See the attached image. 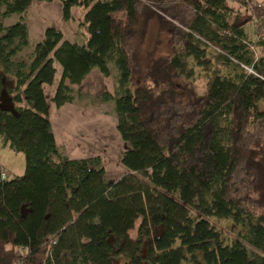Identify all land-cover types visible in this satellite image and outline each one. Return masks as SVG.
Masks as SVG:
<instances>
[{"label":"trees","instance_id":"1","mask_svg":"<svg viewBox=\"0 0 264 264\" xmlns=\"http://www.w3.org/2000/svg\"><path fill=\"white\" fill-rule=\"evenodd\" d=\"M33 1L56 0H0V16L22 15ZM61 1L64 20L74 6L86 8V44L48 27L30 57L17 59L29 45L27 23L0 24V97L12 75L17 104H0V137L26 156L23 174L2 178L0 167V264H264V3ZM243 9L257 17L255 41ZM152 22L169 52L132 88ZM111 62L116 91L103 100L115 101L130 144L128 171L112 182L101 155L59 150L44 91L59 63L53 100L61 107L74 100L67 81L79 85L94 68L110 76ZM196 67L207 77L204 94ZM213 216L242 226L241 238L227 242Z\"/></svg>","mask_w":264,"mask_h":264},{"label":"rangeland","instance_id":"2","mask_svg":"<svg viewBox=\"0 0 264 264\" xmlns=\"http://www.w3.org/2000/svg\"><path fill=\"white\" fill-rule=\"evenodd\" d=\"M258 3H264V0H253ZM231 5H237L236 0H230ZM63 3L61 0L53 2L34 1L27 12L24 14L25 22L29 29V45L22 51L23 58L27 57L29 52L34 50L35 45L40 42L45 35L48 27H54L63 33L64 39L86 44L89 36L88 27H86L85 37L83 38V25L85 8L74 6L72 8V18L63 19ZM84 11V13H83ZM244 11V9H243ZM20 14H13L5 19L0 16V24L6 26L12 25L21 19ZM244 27L248 37L255 41L258 37L256 22L257 17L252 18L250 13L244 11ZM242 20V21H243ZM155 22H152L148 32L146 44L140 53V61L144 73L131 80V87L144 83L145 72L153 60L159 55H166L169 52V43L167 34L161 35V43H157L158 33L155 31ZM29 51V52H27ZM57 72L53 84H45L44 91L49 106V118L53 123L56 142L60 151L71 158H83L92 155H101L102 165L106 170L108 181H116L128 168L122 162V156L130 144L125 142L117 129V114L115 110V101L104 102L103 93L110 92L115 94L116 78L118 69L111 62V75L105 76L98 68H94L83 85L75 86L73 89L74 100L71 103L58 107L53 98L56 87L62 77L63 69L59 63H56ZM15 78L7 75L4 79L5 88L3 89V106L14 110L16 103L13 96L8 92L9 79ZM180 82V81H179ZM196 92L204 94L206 92L207 77L205 72L196 67V76L194 78ZM0 160L4 164L1 168L7 172L10 178L17 174H23L26 170V156L23 151H17L4 142L0 137ZM211 222L222 231L223 237L227 242L234 238H241L244 228L237 225L231 218L210 217ZM131 230V234L136 236L137 226ZM112 239V238H111ZM250 248L251 245L245 242ZM201 259L200 256H198ZM202 260V259H201ZM116 264H125L126 260L121 257L115 258ZM15 264H21L16 262ZM183 264H197L186 260Z\"/></svg>","mask_w":264,"mask_h":264},{"label":"crops","instance_id":"3","mask_svg":"<svg viewBox=\"0 0 264 264\" xmlns=\"http://www.w3.org/2000/svg\"><path fill=\"white\" fill-rule=\"evenodd\" d=\"M82 1V0H81ZM34 2V1H33ZM32 2V3H33ZM44 2V1H43ZM45 2H47V1H45ZM31 3V4H32ZM30 4V5H31ZM30 7V6H29ZM79 7H82V8H85L84 6H79ZM29 9V8H28ZM86 9V8H85ZM27 12V11H26ZM25 12V13H26ZM62 12H63V9H62ZM86 12V11H85ZM24 13V14H25ZM83 13H84V11H83ZM24 14H23V17H24ZM84 15H85V13H84ZM25 19V18H24ZM84 19V18H83ZM82 23H83V21H82ZM81 23V24H82ZM83 25V24H82ZM84 27H83V30H84V32H83V38L85 37V31H86V27L85 26H87V25H83ZM88 27V26H87ZM57 29V28H56ZM29 30V29H28ZM58 30V29H57ZM88 39H89V36H88ZM27 49V48H26ZM25 50V49H24ZM27 52H29V51H27ZM32 52L33 51H31V52H29V54H28V56L27 57H24V58H29L30 57V55L32 54ZM23 57V55H22V52L17 56V59H20V58H22ZM88 77V76H87ZM86 77V78H87ZM6 78H7V76H4V79L6 80ZM85 78V79H86ZM84 79V80H85ZM60 82V81H59ZM84 82V81H83ZM83 82L81 83V84H79V86H81V85H83ZM67 84H69L70 86H71V88H74L75 86H77L76 84H70L69 83V81H67ZM15 85H16V80H13V78H10L9 79V83H8V89H11V88H14L15 87ZM58 86V85H57ZM4 88H5V85H4ZM57 88V87H56ZM12 95V94H11ZM13 96V95H12ZM0 100H3L2 99V96L0 97ZM73 102V101H72ZM71 103V102H70ZM22 105H25V104H22ZM51 123H52V121H51ZM52 128H53V132H54V134H55V131H54V127H53V123H52ZM57 146H58V144H57ZM58 148H59V146H58ZM59 150H60V148H59ZM0 165L1 166H4V164L1 162V160H0ZM18 175V174H17ZM20 263V262H19Z\"/></svg>","mask_w":264,"mask_h":264},{"label":"built area","instance_id":"4","mask_svg":"<svg viewBox=\"0 0 264 264\" xmlns=\"http://www.w3.org/2000/svg\"><path fill=\"white\" fill-rule=\"evenodd\" d=\"M259 32L261 33V35H264V26H261L259 29ZM8 174L6 171H2L1 172V177L2 178H7Z\"/></svg>","mask_w":264,"mask_h":264},{"label":"water","instance_id":"5","mask_svg":"<svg viewBox=\"0 0 264 264\" xmlns=\"http://www.w3.org/2000/svg\"><path fill=\"white\" fill-rule=\"evenodd\" d=\"M4 101L3 100H0V104L3 105Z\"/></svg>","mask_w":264,"mask_h":264}]
</instances>
